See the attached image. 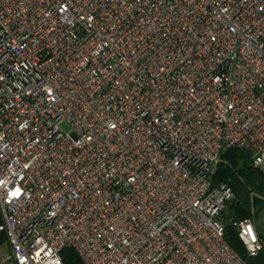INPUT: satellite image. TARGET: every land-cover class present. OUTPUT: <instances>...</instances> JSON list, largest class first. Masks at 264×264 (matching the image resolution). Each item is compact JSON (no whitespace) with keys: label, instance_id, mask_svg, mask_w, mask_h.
I'll return each instance as SVG.
<instances>
[{"label":"built area","instance_id":"1","mask_svg":"<svg viewBox=\"0 0 264 264\" xmlns=\"http://www.w3.org/2000/svg\"><path fill=\"white\" fill-rule=\"evenodd\" d=\"M230 148L264 170V0H0L3 261L248 264Z\"/></svg>","mask_w":264,"mask_h":264},{"label":"trees","instance_id":"2","mask_svg":"<svg viewBox=\"0 0 264 264\" xmlns=\"http://www.w3.org/2000/svg\"><path fill=\"white\" fill-rule=\"evenodd\" d=\"M222 183L228 184L234 193V197L227 202L226 209L220 215L225 225L226 241L248 264H264L263 233L258 229L263 249L257 256L250 257L232 222L251 219L264 211V170L254 166L250 151L230 148L222 154L212 176L213 186L218 187ZM4 241L5 234H1L0 245ZM65 249L71 253L68 259L63 258L65 264H83L73 249Z\"/></svg>","mask_w":264,"mask_h":264},{"label":"rangeland","instance_id":"3","mask_svg":"<svg viewBox=\"0 0 264 264\" xmlns=\"http://www.w3.org/2000/svg\"><path fill=\"white\" fill-rule=\"evenodd\" d=\"M66 131H69L70 128L67 124H63L62 126ZM256 226L257 229H259L263 235H264V211L262 213L259 214V216H253L251 218ZM10 249V248H9ZM5 250V254H8L9 251H8V248H7V244L6 243H3L2 245H0V264H14L13 262L11 261H8V260H1L3 259V253L2 251ZM71 253L68 249H64L62 252H61V257L62 259H68L70 257ZM64 261V260H63Z\"/></svg>","mask_w":264,"mask_h":264},{"label":"crops","instance_id":"4","mask_svg":"<svg viewBox=\"0 0 264 264\" xmlns=\"http://www.w3.org/2000/svg\"><path fill=\"white\" fill-rule=\"evenodd\" d=\"M3 243H6V244H7V242H6V241H4ZM7 248H8V251H9L10 249H9V246H8V244H7ZM1 260H2V259H1Z\"/></svg>","mask_w":264,"mask_h":264}]
</instances>
